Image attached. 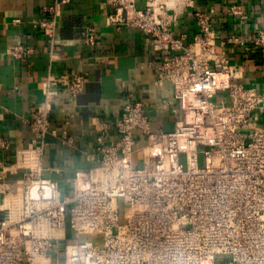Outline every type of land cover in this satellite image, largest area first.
Wrapping results in <instances>:
<instances>
[{"label": "built area", "instance_id": "2783aa9c", "mask_svg": "<svg viewBox=\"0 0 264 264\" xmlns=\"http://www.w3.org/2000/svg\"><path fill=\"white\" fill-rule=\"evenodd\" d=\"M106 3V25L137 29L162 52L155 84L172 85L164 106L180 119L172 130H156L143 102L126 94L119 117L100 124L87 154L95 163L63 191L42 174L47 136L58 135L49 113L61 90L74 98L86 76H45L42 100L25 119L36 143L16 150L12 164H0L1 184L7 172L23 174L0 190V264H59L58 248L63 264H264V92L238 81L237 67L216 49L220 36L209 13L195 12L191 40L175 34L178 14L193 0ZM230 11L243 16L237 5ZM38 25L52 38L54 18ZM229 42L246 43L231 35L220 44ZM85 43L96 44L93 27ZM247 43L264 50V30ZM32 51L14 44L6 53L25 60ZM59 136L72 142L64 131ZM8 148L0 137V149ZM68 230L78 237L66 240Z\"/></svg>", "mask_w": 264, "mask_h": 264}, {"label": "crops", "instance_id": "0c3cea01", "mask_svg": "<svg viewBox=\"0 0 264 264\" xmlns=\"http://www.w3.org/2000/svg\"><path fill=\"white\" fill-rule=\"evenodd\" d=\"M138 2L142 5L144 0ZM53 5L54 13L46 11ZM233 5L240 7L242 17L231 13ZM199 10L213 17V29L220 36L216 49H223L237 67L238 81L264 92V50L257 51L247 43L257 30H264V0H193L192 6L178 14L175 34L186 33V40H191ZM108 12L106 0H68L66 4L58 0H0V137L9 144L8 149H0V164H12L16 150L36 143L25 119L30 107L42 100V81L49 73L79 71L86 76L81 92L70 98L62 89L61 99L49 113L50 126L58 135L47 136L42 174L63 191L70 188L77 171L95 163L87 154L94 150L100 124H112L119 117L126 94L143 102L154 129L174 128L177 117L164 106L173 98V87L169 82L155 84L162 52L147 44L137 29L116 31L106 25ZM44 18H54L52 38L38 25ZM89 26L96 32L94 46L85 43ZM231 35L246 43L229 42L222 47L221 39ZM14 44L28 45L33 51L25 60H17L6 53ZM259 122L264 126V113ZM63 131L72 142L61 140ZM138 144H145V139L138 137ZM22 178L20 171L7 172L3 183L12 186ZM3 183L0 181V190Z\"/></svg>", "mask_w": 264, "mask_h": 264}, {"label": "rangeland", "instance_id": "374dc122", "mask_svg": "<svg viewBox=\"0 0 264 264\" xmlns=\"http://www.w3.org/2000/svg\"><path fill=\"white\" fill-rule=\"evenodd\" d=\"M178 119H180V118L177 117L176 120H174V122L172 123V126H175V123H176V121ZM65 235L67 236V239L66 240H68V241H72L74 238L78 237L75 232L69 231V230L65 232ZM66 240L63 241L62 243L63 244L67 243ZM56 257H58V259H59V264H63L64 263L63 249L62 248H58V251H56Z\"/></svg>", "mask_w": 264, "mask_h": 264}]
</instances>
